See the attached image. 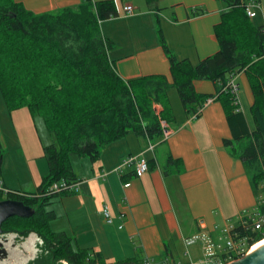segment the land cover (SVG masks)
<instances>
[{
    "label": "crops",
    "instance_id": "1",
    "mask_svg": "<svg viewBox=\"0 0 264 264\" xmlns=\"http://www.w3.org/2000/svg\"><path fill=\"white\" fill-rule=\"evenodd\" d=\"M16 1L41 13L76 7L83 0ZM243 1L258 3L253 18L264 24V0ZM126 3L134 6L133 14L123 12ZM117 5L118 15L102 20L100 27L115 43L110 59L126 80L153 74L171 79L159 27L180 59L197 64L215 54L219 50L215 26L230 7L228 0H158L157 9L139 0H118ZM237 81L241 110L252 126L254 96L245 71L237 74ZM194 86L197 92L212 95V100L192 118L177 89L171 88L168 97L176 119L168 139L149 140L132 131L106 145L95 161L71 155L77 178L74 189L48 198L45 206L53 213L52 231L71 238L75 247L100 252L109 260L139 253L155 262L188 264L204 260L209 253L224 252L223 234L227 237L229 229L256 210L257 193L244 161L224 144L232 132L222 103L215 99L216 84L202 79L195 80ZM45 130L29 109L9 111L0 91V145L6 150L0 182L4 186L40 191L49 171L43 145L50 137ZM130 155L137 161L147 159L149 169L141 175H136L135 165L120 170ZM169 155L181 159L182 165L179 169L170 165L166 174ZM105 206L112 222L106 220Z\"/></svg>",
    "mask_w": 264,
    "mask_h": 264
},
{
    "label": "trees",
    "instance_id": "2",
    "mask_svg": "<svg viewBox=\"0 0 264 264\" xmlns=\"http://www.w3.org/2000/svg\"><path fill=\"white\" fill-rule=\"evenodd\" d=\"M157 9L158 0H146ZM229 9L215 26L219 50L194 64L178 58L168 47L162 29L160 41L170 61L171 79L153 74L131 79L117 72L110 51L115 43L104 36L100 22L118 15V0H83L76 7L36 13L16 0H0V91L9 111L29 109L35 123H43L50 141L44 143L49 171L34 196L10 193L7 198L23 201L35 213L13 216L2 223V234L37 232L45 245L30 264H143L141 254L109 260L100 252L75 247L71 238L50 229L53 217L47 200L57 194L52 185L61 180L76 181L71 155L97 160L103 148L129 132L149 140H161V120L170 125L175 114L168 91L176 88L189 114L203 107L213 96L196 91L195 80L216 84L226 112L232 138L224 139L245 163L257 193L256 210L231 230L233 238L246 248L264 239V225L255 229L252 217L264 214V24L247 13V2L228 0ZM245 71L254 102L250 108L253 125L224 89L231 74ZM157 105L162 109L158 110ZM244 141V142H243ZM0 145V163L3 157ZM182 165L168 156L167 169ZM1 173V168H0ZM50 191V192H49ZM0 199H4L0 195ZM222 261L228 255L221 254Z\"/></svg>",
    "mask_w": 264,
    "mask_h": 264
},
{
    "label": "built area",
    "instance_id": "3",
    "mask_svg": "<svg viewBox=\"0 0 264 264\" xmlns=\"http://www.w3.org/2000/svg\"><path fill=\"white\" fill-rule=\"evenodd\" d=\"M256 6H258V3H256V1H251L247 3V13L249 14L250 17H254L256 15V12L253 10V8H255ZM122 10L123 12L127 14H133L134 6L131 3H126L123 5ZM224 89L226 91H229L233 95L234 104L238 107V109L241 110V101H240L241 86H240V83L237 81V74L230 75L229 81L227 82ZM211 100L212 99L209 98L207 101H205L203 107L199 108L197 112L192 113L191 117L197 118L201 114L205 105H207ZM161 127H162L161 140H166L173 133L174 128L165 120H161ZM149 146L151 149L154 147L152 143H150ZM132 165H135L136 175H141L142 173L146 172L149 169V163L147 159H142V160L137 161V157L134 155L125 157L119 169L121 170V168L124 166H132ZM75 185H76V182L68 183L65 180H61L59 182L54 183L51 189H53V191L56 193H60L62 191L69 192L74 189ZM129 185L130 183L125 184V186H129ZM0 193L6 196H8L10 193L24 195V196H34L33 193H29V192H25L21 190H11L7 188L6 186H4L2 182H0ZM104 215L108 222L113 221V218L107 206H105L104 208ZM252 221H253L252 223L255 229H258V230L261 229L264 225V214H258L256 217H252ZM231 230L232 229H229L230 233L227 232L226 243H225L224 252H223L228 255V257H226V261H222L221 254L223 253H220V254L209 253L204 260L199 261V262L191 261L188 264H226L228 262H231L233 260L239 259L242 256H244L247 252L251 250V247L248 249L245 247V245L242 242H237L233 238L231 234ZM143 264H172V263L169 260L155 262L149 259H145ZM178 264H182V263H178Z\"/></svg>",
    "mask_w": 264,
    "mask_h": 264
},
{
    "label": "rangeland",
    "instance_id": "4",
    "mask_svg": "<svg viewBox=\"0 0 264 264\" xmlns=\"http://www.w3.org/2000/svg\"><path fill=\"white\" fill-rule=\"evenodd\" d=\"M139 1L147 5L146 0ZM41 135L43 134L41 133ZM2 151L4 156L6 150ZM0 195L4 198L7 197L1 193ZM252 210L253 209H251V211ZM220 234L222 235L223 233ZM221 241L224 244L226 243V236L224 234ZM43 244L45 245L42 237H40V235L34 231L24 236L17 232H7L5 234H0V264H30L31 261L37 259L41 254L46 255L51 252L46 251V249L45 251L42 250L41 247ZM194 246L198 245H192L190 247ZM58 264L69 263L63 260L58 262Z\"/></svg>",
    "mask_w": 264,
    "mask_h": 264
},
{
    "label": "water",
    "instance_id": "5",
    "mask_svg": "<svg viewBox=\"0 0 264 264\" xmlns=\"http://www.w3.org/2000/svg\"><path fill=\"white\" fill-rule=\"evenodd\" d=\"M35 210L23 201L4 198L0 199V234H2V223L10 217H30ZM226 264H264V241L252 248L244 256Z\"/></svg>",
    "mask_w": 264,
    "mask_h": 264
},
{
    "label": "bare ground",
    "instance_id": "6",
    "mask_svg": "<svg viewBox=\"0 0 264 264\" xmlns=\"http://www.w3.org/2000/svg\"><path fill=\"white\" fill-rule=\"evenodd\" d=\"M262 241H264V239L261 240V241H258L256 244H254V245L251 247V249L254 248L255 246H257V245H258L260 242H262Z\"/></svg>",
    "mask_w": 264,
    "mask_h": 264
}]
</instances>
